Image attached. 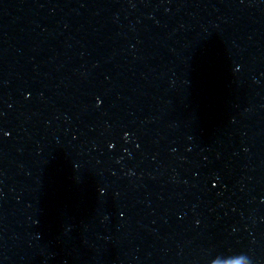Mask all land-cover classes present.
Wrapping results in <instances>:
<instances>
[{"label":"water","instance_id":"1","mask_svg":"<svg viewBox=\"0 0 264 264\" xmlns=\"http://www.w3.org/2000/svg\"><path fill=\"white\" fill-rule=\"evenodd\" d=\"M0 264H264V0H0Z\"/></svg>","mask_w":264,"mask_h":264}]
</instances>
